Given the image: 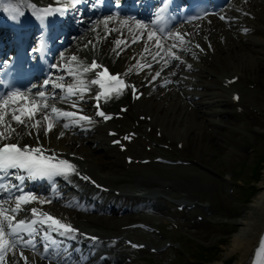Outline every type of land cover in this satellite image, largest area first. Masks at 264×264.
I'll return each instance as SVG.
<instances>
[{
    "label": "bare ground",
    "instance_id": "bare-ground-1",
    "mask_svg": "<svg viewBox=\"0 0 264 264\" xmlns=\"http://www.w3.org/2000/svg\"><path fill=\"white\" fill-rule=\"evenodd\" d=\"M254 1L264 6V0ZM237 6L240 7V4ZM248 6L252 11L250 16L243 13L244 9L248 8ZM252 6L253 1L245 4L243 7L241 6L240 9H243L241 13L238 10L230 11L228 16L230 18H235L230 21V26L218 20L217 17H212L210 20L193 26V28H190L191 26L178 27L175 29L172 37L174 38L179 34V36L188 38L189 40H195L198 44L203 46V53H200V51L190 43L186 44L185 42H179L176 46H178L180 56L182 57L173 61L171 67L169 66L171 62L163 59L155 69H141L142 74H139L137 79L143 81L142 79L146 77L147 79L145 82H147L151 80L150 76L155 74V78L152 80L151 84L158 81H160L159 84H161L167 78L177 82L178 73L180 72L183 74L186 72L185 67H190L187 72L188 74L200 77L199 86H203L204 84L207 86V82L209 81L205 80V77H208L213 72V76L215 77H217L216 75L230 73L240 74L245 79L243 83L246 85L258 84L259 81H264V46L261 45V43H264V7L256 9L255 7L252 8ZM254 14L255 17H259L258 20L252 19ZM233 21H236L237 25L243 21L244 26H242V30L233 26L231 27ZM194 28H196V30H193ZM246 28H255L256 32V36H253L251 39L252 41L248 45L245 44L246 39L244 36L246 37L247 35H244L245 31H243V29ZM140 33L143 34L141 43L139 45L130 46L129 42ZM154 33L152 29L141 21L95 20L91 25L88 23L72 42L74 48L73 52L76 53L74 57L80 59L83 55H99L107 60L109 59L111 65L116 69L127 67L128 64H130L128 71L130 72L129 75L133 76L134 74L136 75V70L139 69L136 68V60L141 53L142 46L146 45L149 49V51L143 55L148 62H157L161 59V56L168 52L169 48L165 45V43H167L166 41H161L159 46L156 45L158 39L153 37ZM149 34H152L151 40L148 39ZM234 34L244 38V40H240L237 36L235 37ZM100 38L102 40H100ZM116 38H119V45L115 42ZM89 40L91 41L89 42ZM93 40H95L94 45L92 44ZM154 53H159V55H156V58L152 59ZM172 55L175 56L173 53ZM209 56L214 58L213 62L209 61ZM67 57L68 55L61 59L62 63H58V65L75 64V61H68ZM228 57L231 59L230 62H227ZM245 57L251 58L246 60L244 59ZM251 59H255L254 61H256L255 63L257 64L254 65ZM165 61H167V64ZM217 62L221 63V69L218 67L219 65ZM176 69L178 71H175ZM157 72L160 73L158 77H156ZM66 73L67 71L60 72L57 68L54 73L55 82L53 84H57L58 78L64 77ZM174 73L175 75H173ZM215 77L212 79L214 80ZM133 78L135 77L133 76ZM217 80H219V78L215 79V82ZM183 83H185V81L179 82L180 86ZM53 84L51 85V89H55ZM141 84H143L146 89L145 91H148L149 87H145L144 82H141ZM174 86L175 85H172L171 87ZM256 87V90L254 89L255 91H251L247 96V101L249 100L251 104H256L257 101L254 98L250 99V94L261 93L258 91L260 85H256ZM166 89L170 90L171 88H162L158 85L150 98H143L139 104L136 103L131 106V109L135 110L133 114H136V111L140 110V108L147 110L148 115H152L151 112H153L152 125L157 131L159 126L162 132L171 136L172 139L185 141L184 148L181 151L185 153L186 150L191 148L193 152H197V159H201L199 161L205 160V158L201 156H204L209 148L217 145L224 146L225 144L231 146V148L226 147V153H229L227 155L231 156L229 161L233 162V160H238L239 157H233V155L235 151L241 152L244 150V145L242 143L243 136L239 134L234 136L233 133L236 132L239 127L242 128L243 131H245V128L251 127L259 129L256 127L258 122L254 120L255 118L248 116L249 114L253 115V112L245 111L246 113L237 114L234 104L228 97L223 94L219 95V92H229L222 87L218 86V92H215L217 95L193 102L195 105H197V103L199 104V108L203 110L202 115L195 110L193 104H191L188 99L182 96L178 86H176V89H178L177 92H167ZM203 89L202 87V91H209L208 89ZM61 91L63 90H58L57 93ZM183 91L184 94L190 93L189 98L195 99V97H191L192 91H190V89L188 90L186 88ZM199 92L194 90V93ZM119 98L120 99L113 102V106H116L117 110L120 105H126V103L129 102V99H127L125 95H121ZM62 100L63 99L58 98V96H55L54 99L52 98L51 101H49V104L59 106ZM213 101L214 103L209 106V103ZM163 104L168 105L164 108L162 107ZM253 106L257 108L256 105ZM45 114L43 110H40L35 115L37 120L40 121L38 135H35L30 129H25L29 128V120H26V123L21 124L22 126L20 128L24 130L19 134L17 132L12 137L24 143L42 142L47 146L54 147L55 150L61 149L67 152H75L80 157H84L85 161L81 162V166L84 167V169L86 168L87 171H91L102 181H106L107 184H110L108 185L111 187V193H109L110 197H114L115 190L120 191L124 189L128 191V195L125 197L126 200L138 201L149 199V197L143 196L148 193L151 195L156 194L158 198L163 196L176 199L178 201V203H176L178 206L184 205V213L170 211L172 214H168V216L174 215L177 219L180 218L183 228L187 227L190 230H195V233H199L201 230L202 234L200 235L203 238L211 236L213 231H218L219 234H222L231 230L232 227H235L237 232L233 234L231 242L224 248L222 257L217 259L213 264L253 263L257 248L264 235V178L259 187V193L254 196L250 203L245 206L236 205L231 201V198L234 199V195L229 193L231 188L229 181L225 179L220 182H218V180L215 181L214 178H212L215 177V173H211V171L208 170L210 173L208 174L204 170L196 169V167L204 169V167L198 163L191 165L192 167H181L182 165H180V167L179 165L169 166L155 163L147 166H135L132 173H127L125 170L126 162L122 159L124 153L110 145L109 142L111 140L108 138L107 134L105 135L104 129H102L109 128L107 125L102 127L91 125L92 128L88 132V135H84L82 132L79 136H73L71 130L62 129L65 123L63 116L59 117L62 119L61 122H56V119H52L51 115H49V120H45ZM218 114L219 118L216 116ZM206 115L210 116V120L208 121L213 122L212 127L210 125L206 126ZM239 120H242V123H239ZM119 121L120 120H113L109 122L108 126L110 125L111 128L118 129L117 123ZM49 122L53 125L50 132L47 131ZM8 123H12L13 125L20 124L14 122L11 118H8ZM207 123L209 124V122ZM148 125H150V123H148ZM174 127H179L181 129L186 128V132L189 134H181V132L174 129ZM193 127L197 128L191 129ZM118 130L123 132L126 128ZM29 132H31L32 135H29ZM58 133H65L63 140H58ZM229 136L230 138L231 136L233 137L230 139L232 143L233 140L236 141L237 139V145L235 142L231 145ZM140 153L139 151L136 154ZM244 156L246 158V155ZM157 165L165 166L166 168L155 170ZM108 166L109 169L106 168ZM216 168V165H214L213 169L216 170ZM227 170H230L228 163ZM200 172L207 173V177H203ZM230 174L231 171L228 173V178L231 179ZM175 186L178 187L176 190ZM133 187L138 188L135 193L132 190ZM139 187L143 189H139ZM62 189L68 195L72 196V201L67 202V200H59L50 203L49 208L55 211L61 218L73 221L84 228L91 230L99 229L100 232L110 231L109 233H113L114 236H121L124 235L123 231L128 232L127 229L123 227L127 224L137 221L150 223L147 221L148 219L145 220V214L139 213L138 211L125 216L114 213L109 216V214L105 212H89L81 208L80 203H73L76 199H80L81 202V200L84 199L81 195L76 194L72 188L66 185H61L59 192H62ZM162 199L163 198L159 199V203L155 205L158 209L162 206L160 202ZM173 203L175 204V201ZM200 214L203 216L201 220L198 221L196 220L198 217H195ZM84 218H86L85 221L83 220ZM93 220H95L94 222L97 225H88L87 222ZM223 223L225 224L224 226ZM99 224L107 225V227H101ZM210 227H217V229H211ZM128 237L130 238V236ZM134 237L137 239L143 238L139 237V235ZM153 246L155 245H152V247ZM144 252L145 251H143V253ZM136 253H134V255H136ZM127 255L129 254H124L123 251L119 252V254L115 253V264H144L136 259H133L132 262L123 263L124 257ZM8 264H24V261L20 259L16 252H11ZM84 264H96V258L89 257Z\"/></svg>",
    "mask_w": 264,
    "mask_h": 264
},
{
    "label": "snow or ice",
    "instance_id": "snow-or-ice-1",
    "mask_svg": "<svg viewBox=\"0 0 264 264\" xmlns=\"http://www.w3.org/2000/svg\"><path fill=\"white\" fill-rule=\"evenodd\" d=\"M224 19V17H221ZM246 31V30H245ZM180 43H183V37L179 36L177 34ZM148 39H152V34L148 35ZM133 42H136L134 40ZM158 43V42H157ZM120 44V41H117V45ZM172 47H176V45H173ZM197 47H199L197 45ZM145 51H149L147 47H145ZM169 55L172 56L174 59H179L178 56H173L171 53V48L168 49ZM159 55V53H157ZM156 57L153 56V59ZM76 57H72L73 61H76ZM167 64V61H165ZM149 67L151 65H148ZM98 67H102L101 65H98L97 62L93 61L91 64V67L87 66H80L78 71H74L73 69L69 68L67 71L70 75H79L80 73H87L90 70H94ZM160 75L159 72L156 73V77ZM98 78L93 79L90 81L91 84L99 85L101 89H105L106 84L105 81H116L117 83H123L122 80L119 79V75L113 76L107 72V69L104 68L101 72L97 73ZM155 78V77H154ZM45 87H47V82L45 83ZM54 88H59L61 90H65L64 86L62 84H53ZM87 89V85L84 84L82 80L77 81L74 85H69L66 89L67 96L62 97V99H67L68 96L76 94V91L78 89ZM19 97L18 93H13L11 97H9L7 100H4L3 102H0V109H6L9 102L16 103V98ZM39 97L41 99H45V93L40 92ZM53 99L55 98V94H53ZM99 95L96 97L97 99V108H99ZM138 98V97H137ZM76 105L73 104V107ZM44 109L48 108L47 104L43 105ZM40 111V106H33L31 103H29L27 110L24 108L19 109V114H16V110H13L11 114V119L20 124H25L26 120L32 119L38 112ZM6 112H0V123L4 120V115H6ZM51 115L52 119H57L61 116L63 117H70L75 118L76 114L72 112H61L59 109H57L55 106L51 107ZM97 115H100L104 117V119H110V116L105 115L103 111H98ZM45 120H49V114L46 113L44 116ZM80 119L88 120L90 122L89 117H80ZM40 124V121H36L35 124L31 125L33 128H37ZM27 126V125H26ZM52 123L49 122L48 124V130H51ZM69 125L64 124V127L67 128ZM15 132V129L12 128L11 124L7 125L6 132H0V141L3 140H9L11 139L12 133ZM29 135H32L31 132H29ZM63 135V133H61ZM126 139H129V137H126ZM41 147H35L33 148L30 145H24L21 147L18 144H8L3 143L0 144V172L9 173L11 172L12 175H15V170H19L21 172H27L31 175L41 174V175H67L69 171H74V165H71L68 161L65 160H59L58 162H51L50 158L44 157L43 155H34V154H41L42 153ZM16 179L23 180V177H15ZM87 179V177H84ZM35 200V197H26V196H20L16 198V206L10 209H5L2 207V204H0V264H3L5 255L8 251H14L18 246L22 247H29L31 246L33 249L36 247L35 243V237L38 234V230L36 228V225L39 224L40 228L46 229L44 231L42 239L45 241H49L51 239L50 233H56L57 235L61 236H67L69 233L76 232L75 229H72L70 225L63 224L58 219L46 214V213H40V216L42 219L37 220L35 219L37 215V209L33 208L31 209V215L34 217L33 220L27 221V220H19L16 221L15 217L16 215L22 210L21 204H27L31 201ZM11 213V214H8ZM23 234V235H22ZM25 236L28 238L25 239ZM90 239L95 240V237H89ZM51 243L55 244V240L51 239ZM133 247H137V245H132ZM262 249H264V242H262L261 245ZM48 244H44V251L47 253L48 251ZM22 260L24 261V264H27L28 258L23 255V252L20 253Z\"/></svg>",
    "mask_w": 264,
    "mask_h": 264
},
{
    "label": "rangeland",
    "instance_id": "rangeland-1",
    "mask_svg": "<svg viewBox=\"0 0 264 264\" xmlns=\"http://www.w3.org/2000/svg\"><path fill=\"white\" fill-rule=\"evenodd\" d=\"M253 5L256 9L262 8V5L258 4L257 1H254ZM250 58L251 57H245L244 59L249 60ZM210 59L212 58L209 57V60ZM251 60L254 65L257 64L255 63L256 61H254L255 59ZM213 75L214 73H212L211 76L215 77ZM210 77L205 78L210 79ZM215 79L216 77L213 81H215ZM258 83L260 85V89L258 91L261 93L250 94V99L254 98L257 102L256 104H251V102L248 100V107H251V109L253 110V115H251L250 117H254V120L258 122L256 127L259 129H256L255 131H258L259 133L254 134L252 132L255 127L245 128V131L240 128L237 130V132L239 133H233L234 136L236 134L243 136L242 143L244 145V150H242L241 152L235 151V154L233 155V157L236 156L237 158L239 157V159L236 161L233 160V162L229 161V158L231 156L227 155L229 153H226V147L231 148V146H227V144L225 143L224 144L226 146L217 145L211 147L208 149V152L205 153L204 156L202 155V157L205 158L206 162H210L212 166L216 165L217 170L221 171L224 175L230 173L231 171V175L235 180V183L233 185L234 199L231 198V201L236 205L238 204L242 206L250 203L254 196L259 193V187L264 178V81H259ZM253 105H256L257 108H253ZM163 106H167V104ZM199 114H201V112ZM208 119H210L209 116L207 117V121ZM238 122L242 123V120H239ZM207 125L208 123H206V126ZM196 128L197 127H193L191 129ZM174 129L180 131L181 134H189L188 132H186V128L181 129L179 127H174ZM232 138V136L231 138L229 136V142L231 143V145L234 144V142L237 145V139L236 141L233 140L232 143V140H230ZM178 153L184 155L181 157H185L187 155L189 158H194L197 155V152H193L191 148L186 150L185 153ZM244 155H246V158ZM173 157L176 158L177 156ZM227 163L230 166V170H227ZM106 168L109 169V166ZM165 168V166L158 165L155 167V170H161ZM226 177H228V175H226ZM161 223H164L166 225V232L171 240L177 241L181 244V251L177 254L173 250H167L157 255L142 254L139 255V257H136L142 262L143 260H145L146 264H213L217 259H220L222 257L224 248L231 242L233 234L237 232L236 228L232 227L228 232L219 234L218 231H213V234L211 236L203 238L200 235L202 234L201 230L199 233H195V230H190L187 227L183 228L180 222L178 230L171 228L167 224L168 221H164ZM224 223L223 226L225 225ZM211 229L216 230L217 228Z\"/></svg>",
    "mask_w": 264,
    "mask_h": 264
}]
</instances>
